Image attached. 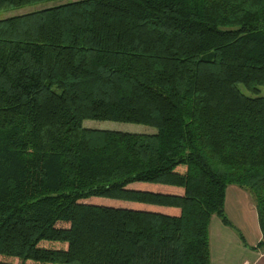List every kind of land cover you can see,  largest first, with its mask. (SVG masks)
Returning <instances> with one entry per match:
<instances>
[{
    "label": "trees",
    "instance_id": "1",
    "mask_svg": "<svg viewBox=\"0 0 264 264\" xmlns=\"http://www.w3.org/2000/svg\"><path fill=\"white\" fill-rule=\"evenodd\" d=\"M57 1L0 0V264H212L230 185L264 254V0Z\"/></svg>",
    "mask_w": 264,
    "mask_h": 264
},
{
    "label": "rangeland",
    "instance_id": "2",
    "mask_svg": "<svg viewBox=\"0 0 264 264\" xmlns=\"http://www.w3.org/2000/svg\"><path fill=\"white\" fill-rule=\"evenodd\" d=\"M69 1L73 0H61L55 4ZM52 4L54 3H49L48 5ZM43 7L45 6L37 5L20 10L0 12V20L25 14ZM238 89L250 98L264 97V86L258 87L257 93L247 91L242 85H239ZM82 126L85 129L130 134L151 135L156 133L155 129L149 127L112 122L84 121ZM255 211V200L249 190L235 185L227 187L223 214L230 225L223 224L221 219L214 215L209 226L210 253L213 264H237L244 257L249 258L252 251L255 252L256 244L261 238Z\"/></svg>",
    "mask_w": 264,
    "mask_h": 264
},
{
    "label": "crops",
    "instance_id": "3",
    "mask_svg": "<svg viewBox=\"0 0 264 264\" xmlns=\"http://www.w3.org/2000/svg\"><path fill=\"white\" fill-rule=\"evenodd\" d=\"M255 213H256V211H255ZM209 241H210V238H209ZM259 241H260V239L258 240V242ZM254 251L255 252H253V251L251 252L249 258L244 257V259L239 260L237 264H264V254L260 250H254ZM210 255H211V253H210ZM210 259H211V263L213 264L212 258H210Z\"/></svg>",
    "mask_w": 264,
    "mask_h": 264
}]
</instances>
